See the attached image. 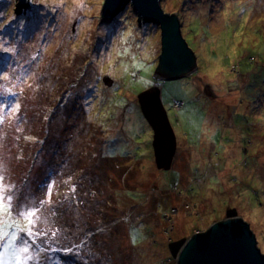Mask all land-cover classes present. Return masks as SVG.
<instances>
[{
  "label": "rangeland",
  "instance_id": "rangeland-1",
  "mask_svg": "<svg viewBox=\"0 0 264 264\" xmlns=\"http://www.w3.org/2000/svg\"><path fill=\"white\" fill-rule=\"evenodd\" d=\"M185 1L161 0V5L167 13L180 14L198 68L187 77L157 81L160 28L139 23L131 5L105 23V0H27L19 13V0H0L1 24L14 31L17 22L27 29L41 28L29 34L21 29L7 36L9 44L6 37L0 40L9 47L8 77L0 83V91L7 90L0 92V186L13 197V211H0V256L6 264H15L12 252L25 241L31 245L30 254L39 252L38 261L27 264H178L170 244L207 231L234 208L250 224L264 253V76L248 73L260 52L254 48H264V0ZM28 11L33 12L30 21H11ZM197 17L204 20L205 30L196 29ZM102 23L108 27L100 28ZM97 33L104 47L95 44L94 38L100 40ZM263 60L261 55L256 65L261 67ZM53 64L70 68L69 75L76 76L73 83L62 82L65 72L54 70ZM155 86L161 89L178 138L170 170L158 167L154 131L139 99ZM63 98L75 99L76 111L70 116L68 112V123L57 128L45 121ZM176 101L185 106L176 107ZM44 102L46 110L39 114ZM184 110L199 117L206 133V127L209 133L215 130L220 144L195 145L189 129L183 132L177 126ZM98 146L108 157L95 167ZM45 158L55 168L77 161L76 167L67 168L64 186L53 183L61 176L48 180L40 168ZM134 166L138 175L130 170ZM131 175L135 179L129 181ZM49 186L50 203L40 208L29 236L17 206L26 210L40 205ZM13 234L20 238L15 244Z\"/></svg>",
  "mask_w": 264,
  "mask_h": 264
},
{
  "label": "water",
  "instance_id": "water-1",
  "mask_svg": "<svg viewBox=\"0 0 264 264\" xmlns=\"http://www.w3.org/2000/svg\"><path fill=\"white\" fill-rule=\"evenodd\" d=\"M24 5H28L27 0H19L18 13ZM128 5L132 6L139 23H151L160 28L162 52L154 74L157 81H174L197 70V56L183 36L179 14L165 12L161 0H105L101 13L103 22L113 21ZM105 81L113 85L109 78ZM139 99L154 131L158 167L170 170L178 141L160 87L145 90ZM170 250L178 264H264L257 237L236 208L230 209L225 219L213 223L207 231L171 243Z\"/></svg>",
  "mask_w": 264,
  "mask_h": 264
},
{
  "label": "trees",
  "instance_id": "trees-1",
  "mask_svg": "<svg viewBox=\"0 0 264 264\" xmlns=\"http://www.w3.org/2000/svg\"><path fill=\"white\" fill-rule=\"evenodd\" d=\"M182 2H183V0H182ZM186 1L184 0V3H185ZM45 5H51V4H49V3H45ZM53 6V5H52ZM132 7V6H131ZM30 13L32 14L33 12H30V11H28V12H25L24 14H22V16H18L17 14H15L16 15V18H14V19H11V21L13 22V21H17V19H20V18H22V19H24V18H26V17H28V20L30 21L32 18L29 16L30 15ZM180 15V14H179ZM1 19H3V17H1V15H0V20ZM11 24V23H10ZM28 24H30V23H28ZM148 24V23H147ZM106 26V27H105ZM144 26V24H142V27ZM153 27H155V28H159L158 26H156L155 24H153L152 25ZM195 26H196V29L197 28H200V29H202V30H205L206 29V27H205V25H204V20L203 19H201V18H196V22H195ZM99 27L101 28V27H105V28H107L108 27V25L107 24H104V23H102V24H100L99 25ZM112 27V26H111ZM11 27H10V25H5V24H1V22H0V40H2V39H4L5 37H6V39H8L7 41H6V39L5 40H3V42L4 41H6L8 44L12 41V39H10V37L12 36V35H14V36H16L17 35V33L18 34H20L19 33V31H21V29H23V32L25 33L28 29L26 28V27H20V26H15V29L17 30V31H14V30H11L10 29ZM112 32V34H113V31L111 30L109 33H108V37H109V34ZM195 31H190V34H192L193 35V33H194ZM184 33V32H183ZM98 34V36H99V38H100V40H98V39H96V38H94V42H95V44L97 45V47H104V43L103 44H101V40H104V38H102V37H100V36H102V34H100V33H97ZM7 36H10V37H7ZM13 36V37H14ZM24 36V35H23ZM161 36V35H160ZM25 37V36H24ZM109 38H107L106 40H108ZM185 39H186V36H185ZM105 40V41H106ZM186 41H187V39H186ZM188 42V41H187ZM110 43V42H109ZM188 44H189V42H188ZM192 44H195V46H197L198 45V42L197 41H193L192 42ZM190 47H191V42H190ZM31 47V46H30ZM28 48V50L29 49H31V48ZM259 49L260 50V52L256 55V57H253V63L255 62V67H252V69L248 72L249 74H251V73H255L254 75L257 77V78H260V77H262L261 75L263 74V76H264V60H263V63H261V67H258L257 65H256V62L258 61V60H260L261 59V55L264 57V48L263 49H261L259 46L258 47H255L254 49ZM8 50H9V47L7 46V45H5V43H3L2 45H0V52H1V54H3L5 57H3V59H2V56H1V58H0V83H3L4 84V82L6 81V79H4V77H8L7 76V73H8V71H5V68L8 66L7 65V62H8V60H9V58H8ZM195 52V51H194ZM33 58H36L37 57V55L36 54H34V55H31ZM196 56H197V54H196ZM32 57H27V59L28 60H31L32 59ZM33 60V59H32ZM19 61H22L21 59H19ZM198 62V61H197ZM16 63H13V65H15ZM21 64H23V63H21ZM20 64V65H21ZM54 64H56V63H54ZM53 64V65H54ZM260 65V64H259ZM72 66H73V64H72ZM8 68V67H7ZM54 70H57V69H60L61 70V72L63 73V72H65V74L64 75H62L63 76V78L64 79H62V82H67L69 79H70V81L68 82V84H70V83H73V77H76L75 75H69V72L71 71V69L70 68H68L67 66H61V67H58V66H56V65H54L53 67H52ZM65 68H67V70L65 71ZM235 68V71L237 70L236 69V67H234ZM24 72V71H23ZM57 73V72H56ZM239 73V72H238ZM59 74V73H58ZM26 75V77H28V74H25ZM246 76V75H245ZM231 77H233V79H236L237 78V75H233V73H232V75H231ZM156 81V80H155ZM45 82V81H44ZM43 82V83H44ZM226 83V82H225ZM158 85V84H157ZM67 86V84H65L64 85V87H63V89L65 88ZM232 87H237L235 84H232ZM42 89H41V95H42V97L43 98H45L46 97V95L43 93V87H41ZM5 88H3L0 92L2 93V91L4 90ZM150 89V88H149ZM62 92V91H61ZM162 93V92H161ZM240 99H242L243 98V95L241 94L240 96ZM238 99V98H237ZM63 100V103H62V101L60 102V105H58V106H56L55 108H54V112H53V114L52 115H50V117H49V120L48 121H45V122H47V123H49L50 125H54V124H57V128H59V123L61 124V123H68L67 122V113L69 112V116H70V113L72 112H74V111H76V107L72 104L73 103V100H75V99H70V101H66L64 98L62 99ZM190 101H192L195 105H196V101L194 100V99H190ZM190 104V103H189ZM228 104H230V102L228 103ZM216 105V104H215ZM224 105H227L226 104V102H224ZM175 106L177 107V106H181V107H184L185 106V102L184 101H176V103H175ZM46 107H47V104L44 102V103H41V105H40V108H39V114L41 113V112H43V111H45L46 110ZM180 110V109H179ZM183 113H184V119H183V121H181L180 120V118L177 120V126L178 127H180L181 128V130L184 132L185 130H188L189 129V136H191L190 138H192V140H195V145H200V147L202 146V145H204V144H206V143H209V142H211L212 144H220V142H218L217 141V135H216V132H215V130H213L214 132H211V133H209L210 132V129L208 128V127H206L207 128V133H206V131H205V128H204V123H201L200 122V120H199V117H198V119H197V117L194 119V114L195 113H193V112H191L190 114H187L186 113V110H184L183 111ZM71 118V117H70ZM188 120H190V122H189V124H188ZM186 126V127H185ZM205 126H206V123H205ZM48 127V126H47ZM52 126H50L49 127V129L51 130L52 128H51ZM174 127V126H173ZM178 127H177V129H178ZM146 128H149V126H148V124L146 123ZM174 130H175V128H174ZM148 132H149V130H148ZM219 132V131H218ZM59 133V132H58ZM117 133H118V130H116L115 129V131L112 133V136L114 137V138H116V136H117ZM176 133V132H175ZM231 133L232 134H235V133H237V131L236 130H234V129H231ZM183 136L186 138V136L184 135V133H183ZM189 138V137H188ZM188 138H186L187 140H188V142L189 143H191L190 142V140L188 139ZM177 141H178V138H177ZM222 143H225V142H222ZM12 147V149L14 150V147H13V145L11 146ZM98 149H97V151H96V163H95V167H98V163H100L103 159H105V158H107V157H103V153H105L104 151H102L101 149H100V147L98 146L97 147ZM129 152H130V148H129ZM90 155H92V153H90ZM132 156V155H131ZM144 156V155H143ZM16 158H17V156H16ZM120 158V157H119ZM127 159H129V158H127ZM139 161H137V163H138ZM76 163H77V161L76 160H73L72 162H70V163H68V164H66L64 167H62V168H55V167H53L52 165H48L47 164V158H45V163H44V160L42 161V164H41V166H40V168H43V170L45 171V174H46V177L48 178V180L50 179V177H53L54 179H56L58 176H61L62 178L60 179V181H58V182H53V183H55L56 184V186H64V184H63V182H64V179L67 177V168L69 169L71 166L72 167H76ZM137 163H135V165L137 164ZM48 168V171H47V168ZM173 167V166H172ZM64 168V169H63ZM81 168V167H80ZM61 169V171H59ZM131 171H133V173H134V175H138V171H137V169H136V167L134 166V168H132V169H130ZM50 174H51V176H50ZM133 177V175H131V177H129V178H131V179H128L129 181H132V180H134L135 178H132ZM50 181V180H49ZM128 181V182H129ZM51 182V181H50ZM48 184V183H47ZM140 184H141V182H140ZM68 185V184H67ZM67 185H65V188H68L67 187ZM78 185H80V183L78 184ZM131 188H133V186H131V187H128V188H125L122 192H125V191H128V190H131ZM138 192H139V195H140V188H138ZM46 192H47V190H45ZM46 192H44V194L46 193ZM121 192V193H122ZM122 198V197H121ZM47 199H48V201L51 199V196L48 198V195H46L45 196V200L47 201ZM67 201L69 202H72L73 204H74V202H76L75 200H72V199H67ZM138 206H141V205H144V203L142 204V203H139V202H137L136 203ZM70 205V204H69ZM153 206H154V208H155V204L153 203ZM42 208V207H41ZM59 210H60V208H58V209H56V210H54V211H57V212H59Z\"/></svg>",
  "mask_w": 264,
  "mask_h": 264
},
{
  "label": "snow or ice",
  "instance_id": "snow-or-ice-1",
  "mask_svg": "<svg viewBox=\"0 0 264 264\" xmlns=\"http://www.w3.org/2000/svg\"><path fill=\"white\" fill-rule=\"evenodd\" d=\"M60 7H64L63 2H61ZM77 7L82 9L85 7V5L83 3H78ZM4 79H7V77H4ZM4 91H7V90H4ZM11 95L15 96L16 94L11 93ZM16 109L17 110L19 109V105H16ZM3 122H4V117L0 116V123H3ZM0 180H3L2 176H0ZM47 192H48V195L50 196L51 194L50 186ZM12 198H13L12 195H6L3 187L0 186V211H2L5 215H9L13 211L12 205L10 203ZM46 203H50V200L41 201L40 205L31 207V208H28L27 206H25L26 210H21L20 206H17V209H16L17 214L27 220L29 227L24 229V231H26L29 236L33 235L31 225L34 224L35 218H37V214L40 211V208L43 207V205ZM7 235H8L7 233H4L5 237ZM35 235H40V233L37 232L35 233ZM52 235L55 236V233L53 232ZM11 239H12L13 244H15V242L20 238L17 237L15 234H13ZM8 247L11 248L12 244H10ZM5 251L7 252V249H5ZM31 252H32L31 245H29L27 241H25L23 246L16 247L14 249V251L12 252L11 259L15 261V264H27L28 261H33V260L38 261L39 252L36 251L34 254H30ZM0 264H6V260L3 256H0Z\"/></svg>",
  "mask_w": 264,
  "mask_h": 264
},
{
  "label": "bare ground",
  "instance_id": "bare-ground-1",
  "mask_svg": "<svg viewBox=\"0 0 264 264\" xmlns=\"http://www.w3.org/2000/svg\"><path fill=\"white\" fill-rule=\"evenodd\" d=\"M17 21H22V18H20V19H17ZM17 25H18V22H17ZM40 33L41 32V28L40 29H37V30H35V29H28L25 33H27V34H29V33ZM24 33V34H25ZM24 34H21L22 36L24 35ZM24 37V36H23ZM32 47V46H31Z\"/></svg>",
  "mask_w": 264,
  "mask_h": 264
},
{
  "label": "clouds",
  "instance_id": "clouds-1",
  "mask_svg": "<svg viewBox=\"0 0 264 264\" xmlns=\"http://www.w3.org/2000/svg\"><path fill=\"white\" fill-rule=\"evenodd\" d=\"M103 21V20H102ZM106 23V22H105Z\"/></svg>",
  "mask_w": 264,
  "mask_h": 264
}]
</instances>
